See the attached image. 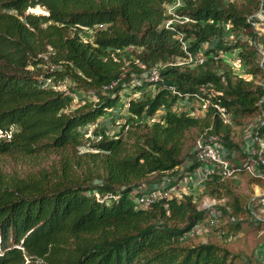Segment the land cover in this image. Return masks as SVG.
I'll return each instance as SVG.
<instances>
[{
  "label": "trees",
  "instance_id": "1",
  "mask_svg": "<svg viewBox=\"0 0 264 264\" xmlns=\"http://www.w3.org/2000/svg\"><path fill=\"white\" fill-rule=\"evenodd\" d=\"M171 2L0 0V264H233L226 247L185 243L186 233L210 216L225 220L219 234H234L243 212L256 227L250 208L259 198L241 204L218 172L206 173L198 192L146 207L132 193L177 171L193 130L214 135L229 157L231 124L247 116L264 175V28L253 26H264V0H179L167 13ZM173 13L187 20L165 26ZM180 40L202 61L177 63L185 57ZM230 50L243 74L219 55ZM151 69L155 79L141 75ZM126 86L142 91L129 96ZM121 90L128 98L117 131L83 129ZM193 98L206 100L202 114L175 109ZM159 108V121L135 120ZM4 159L28 168L7 169ZM205 194L226 199L199 207Z\"/></svg>",
  "mask_w": 264,
  "mask_h": 264
},
{
  "label": "rangeland",
  "instance_id": "2",
  "mask_svg": "<svg viewBox=\"0 0 264 264\" xmlns=\"http://www.w3.org/2000/svg\"><path fill=\"white\" fill-rule=\"evenodd\" d=\"M175 2L176 0H174V2L168 3L169 5L166 4L165 7L167 13L169 12V10L172 11ZM255 14L258 17H261L259 11H257ZM253 26L254 29L258 32L262 31L264 28L261 22H254ZM91 31V27L84 28L81 32L82 37L84 39L89 38ZM219 55H221V57H223L228 63L233 66L235 72L243 74V67L237 60L236 50H230L225 53L220 52ZM141 75L145 76L146 78H149V75L147 76L146 71L142 72ZM133 83H137V80L133 79V82H130V84ZM58 87L60 89H63V84H60ZM123 91L129 92V96H138L140 95V91H142V89L140 91L135 90L133 92H130V88L126 86ZM123 91L121 90L116 105L114 107L109 108L106 113L99 116L94 122L85 125L83 129H86L90 133V131L94 128L95 125H103L106 129H112L115 127L116 124L121 123L126 117L125 102L128 98V96H126ZM73 99H75V97H73ZM74 103L71 105H74ZM205 105L206 100L200 101L193 98L189 101L181 102L178 105L177 110L184 109L193 113L195 112L202 114ZM254 124L255 121L254 117L252 116L244 117L242 119L241 124H231L229 138L231 142L234 143L236 146L230 147L229 157L226 156V160L229 163L230 168L234 167V165H244V169L242 171L234 172L236 171L235 168L231 174H229L228 176H224L226 178V180L224 179V182L233 191V193L238 196L241 204L245 205L247 203L250 204L252 200H255L257 198L260 199V197L264 195V175L261 174L256 164L258 156L253 157L251 154L254 152L255 149L252 144L254 137L252 136L251 129ZM199 134V130H193V132L190 133L186 141V145L192 146ZM83 141L86 143V138L83 139ZM215 143L218 152L226 155L228 149L223 147L218 140H215ZM263 145L264 143L261 142V147ZM49 158L50 157H48L44 162H48ZM5 162L7 169L16 168L20 172H23L28 168L26 163L13 162L9 160H5ZM179 171L180 170H177L173 174H177L179 173ZM204 171L205 169L200 168V170L197 171L195 176L193 175V184L191 182H187L186 191L188 189L191 190L192 187L193 191H200L202 187L201 181L203 179L202 177ZM251 175H260L261 179H251ZM194 179L200 180V183H195ZM225 199L226 198L223 196L216 200L215 198L205 194L201 197V199L197 200L196 202L199 207H204L207 204H213L218 201L220 203H223ZM250 209L254 211L257 215V217H255L254 215L253 217L259 220L257 221L256 227L254 226L250 216H248L247 213L243 212L238 215V218H245V220L241 223L240 229L234 234H225L223 236V234H219L220 230H216L215 227L222 223L224 224L225 220L220 219L218 221L211 218L212 221L210 222V216H208L206 220L197 223L198 226H200V229L196 232L194 231L193 234L187 235L186 239L184 240L185 243L195 244L197 242L212 241L214 243L226 247L231 253L236 254L235 258L233 259V264H264V211L260 210L259 206L255 208L251 207Z\"/></svg>",
  "mask_w": 264,
  "mask_h": 264
},
{
  "label": "built area",
  "instance_id": "3",
  "mask_svg": "<svg viewBox=\"0 0 264 264\" xmlns=\"http://www.w3.org/2000/svg\"><path fill=\"white\" fill-rule=\"evenodd\" d=\"M174 2V0H172ZM179 3V0H176L175 4L173 5V8ZM169 5V4H168ZM172 8V9H173ZM171 11L169 10L168 13ZM172 17L166 18L163 21V24L165 26H169L174 21H185L187 20L186 16H177L172 14ZM174 18V19H173ZM183 50H185L186 43L184 40H180ZM200 52V51H199ZM197 52L195 55L190 54L185 50V57L183 61L180 62H186L189 64L193 63H199L202 61L203 57L202 54ZM149 78L148 79H155L157 77V72L155 69H151L149 72ZM48 81V79H46ZM114 81L111 82V84ZM106 87V85H104ZM214 106L217 107L218 111L220 112L222 119H227V114L224 112L223 107H219L216 104ZM178 105L175 107L177 109ZM162 109L159 108L156 110L152 115H145L142 116L140 119L136 118L135 120H143L147 122H153V121H159L160 120V114L162 113ZM119 124V123H118ZM118 124L115 125L112 129H107L110 133L117 131ZM258 139V138H257ZM216 137L214 135H205V132L202 131L197 136V138L194 141V144L192 145L190 155L186 157L183 161V164L176 167L175 169L180 170L179 173L173 174L174 172H165L161 175V178L159 181L155 183H144L141 182L140 185L134 187L133 193H132V199L136 207H146L149 206L152 202L158 200V199H166L171 196H179L181 193L193 191L192 189H187V182H191L193 184V175L197 173L200 168L205 169L203 172V177L206 176V173L208 172H218L221 173L223 176H228L233 172V168L229 167V163L226 160L225 154H221L217 150V146L215 143ZM259 140V139H258ZM197 162V166L192 168L191 170L187 171L184 168L191 164L192 162ZM180 167V168H179ZM195 180L196 182L200 183V180ZM203 179L201 181L202 186ZM213 203V202H212ZM212 205L211 203L208 205H205L204 207H208ZM259 208L260 210L264 211V195L260 197L259 202ZM211 216L216 215L218 211L214 208L210 210ZM251 214L257 217L256 213L252 210H250ZM231 218V217H230ZM213 219V218H212ZM212 220H210L211 222ZM200 229V226L198 224H195L187 233L186 235L193 234V232L198 231Z\"/></svg>",
  "mask_w": 264,
  "mask_h": 264
}]
</instances>
